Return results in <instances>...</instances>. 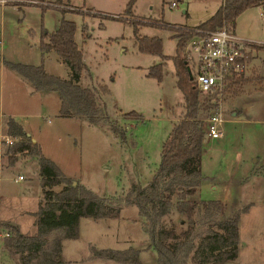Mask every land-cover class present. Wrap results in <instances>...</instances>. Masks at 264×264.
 Listing matches in <instances>:
<instances>
[{"label":"rangeland","instance_id":"rangeland-1","mask_svg":"<svg viewBox=\"0 0 264 264\" xmlns=\"http://www.w3.org/2000/svg\"><path fill=\"white\" fill-rule=\"evenodd\" d=\"M129 1L8 0L6 6H0V264H20L18 256L10 255L4 248L7 236L14 234L4 222L15 225L22 234L34 235L35 217L28 213L37 210L36 197L41 192L36 158L20 156L13 165L8 163L3 141L8 118L26 130L42 155L74 185H84L108 205L121 210L118 220L81 219L78 239L62 242L63 264H118L88 262L86 257L94 248H132L139 251L140 264H157L150 244L152 220L139 208L137 189L144 188L156 174L162 145L183 112V97L176 87L172 62L167 61L161 82L148 78L149 68L161 63V58L139 53L135 43L137 36L160 38L163 55L171 58L176 43L169 38L170 32L152 26L194 28L210 18L223 0H136L128 13ZM263 12L264 6L244 11L228 30L244 41L264 45ZM63 18L76 25L75 42L84 64L79 84L109 90V95L97 94L102 107L99 124L91 125L76 116L60 118L56 92L31 94V85L8 67L7 63L44 64L48 74L69 79L70 71L60 58L54 52L42 53L39 49L42 31H55ZM83 24L88 27L86 39L81 34ZM131 24L137 26L138 34ZM259 45L248 51L247 78L253 81L245 84L243 90L250 92L242 95V90L237 99L232 93L225 96L219 111L224 121L221 134L218 139L203 143V176L224 178L231 155L241 147L247 155L264 151V92L259 91L264 86L260 81L264 77V47ZM233 111H240L236 118ZM130 112L138 114L140 120L123 119L122 115ZM233 118L252 122L235 124L229 121ZM54 190L59 191L60 187ZM219 192H211L204 184L199 198L219 201L225 217L249 207L247 214L240 215L244 248L240 262L264 264V195H249L248 200L240 202ZM223 218L219 213L218 219ZM194 219L197 240L215 218L200 212ZM55 236L57 233L48 240ZM68 260L74 261L67 263Z\"/></svg>","mask_w":264,"mask_h":264},{"label":"trees","instance_id":"trees-1","mask_svg":"<svg viewBox=\"0 0 264 264\" xmlns=\"http://www.w3.org/2000/svg\"><path fill=\"white\" fill-rule=\"evenodd\" d=\"M135 1H129L126 12L132 10ZM259 6H264V0H223L210 18L194 28L152 26L170 32L169 38L176 43L175 55L171 58L163 55L160 38L137 36L135 47L139 53L161 58V63L150 67L146 76L161 82L166 74V63L171 61L176 87L183 97V112L162 145L156 174L144 188L137 189L139 208L152 220L150 244L156 252L157 264H231L238 260L240 215L247 208L231 218L220 220V203L199 198L201 155L205 140L203 122L217 107L214 102L216 95L197 91L188 74L182 51L193 36L192 29H229L235 26L237 18L244 11ZM131 26L138 34L137 26ZM87 30V25L83 24L81 34L84 39L88 37ZM75 33V23L63 18L55 31L48 33L43 30L39 42L42 53L54 52L65 64L70 71L69 79L48 74L42 64H9V67L34 91L56 92L60 100V118L73 119L76 116L95 125L100 123L102 117L97 94L106 96L109 90L106 87L94 90L79 84L84 64L75 42ZM251 81L252 78L243 75L234 77L229 92L237 96L243 86ZM260 81L264 82V78ZM171 112L175 116L174 108ZM122 117L125 120H140L135 112L123 114ZM5 127V136L14 140V144L6 148L9 165H13L20 156L37 159L42 199L33 215L36 233L25 235L10 227L14 234L7 236L4 248L10 255L18 256L20 264H63L62 242L78 239L81 219L118 220L121 210L108 205L103 198L84 186L74 185L73 180L65 177L56 165L42 155L38 145L30 141L23 127L12 118L6 120ZM56 187H60V190L55 191ZM200 212L215 219L195 240L197 224L194 217ZM54 233L57 236L49 241L48 237ZM92 252L98 259L119 264H140L139 251L132 248L124 251L94 248Z\"/></svg>","mask_w":264,"mask_h":264},{"label":"built area","instance_id":"built-area-1","mask_svg":"<svg viewBox=\"0 0 264 264\" xmlns=\"http://www.w3.org/2000/svg\"><path fill=\"white\" fill-rule=\"evenodd\" d=\"M7 2L8 0H0V6H6ZM192 34L182 51V58L187 63L197 91L205 95H216L214 102L217 107L205 120L204 132L206 139H218L221 134L219 129L224 123L220 118V105L225 96L231 93V80L240 75L245 78L248 76V51L259 44L244 41L227 28L215 31L192 29ZM3 141L7 146L14 144V140L6 136Z\"/></svg>","mask_w":264,"mask_h":264},{"label":"crops","instance_id":"crops-1","mask_svg":"<svg viewBox=\"0 0 264 264\" xmlns=\"http://www.w3.org/2000/svg\"><path fill=\"white\" fill-rule=\"evenodd\" d=\"M183 13L185 14V12H183ZM7 64L9 67V64H13V63H7ZM43 67H44V64H43ZM262 78H264V77H262ZM23 81H25V80H23ZM25 83H28V82H25ZM29 87H32V86H29ZM32 88H31V90H32ZM263 88H264V86H263ZM263 88H261V89L259 88V91L264 92ZM247 92L249 93L250 91H248V89H247V91L243 90L242 95L247 93ZM32 93H35V91L31 92V94ZM240 95L241 94L237 95L235 97V99H237ZM238 113H240V111H238V112L233 111L232 116L236 118ZM226 121L227 120H225V122ZM229 121H231V123L234 122L235 124L237 123L235 121H238L239 123L252 122V121H249L247 119L242 120V121L234 120V118L232 120H229ZM25 132H26V130H25ZM26 134H27V132H26ZM27 136L30 137L29 135H27ZM206 140L207 139H205L204 142H206ZM202 154H203V147H202ZM228 162L230 165H228L225 168L226 169V175L224 178H221L218 175H215L213 177L203 176L202 170H201L202 181H201V184L199 187V194H200V192H202L204 190V184H207L208 187L210 188L211 192L215 193L216 191H220L219 193H222L224 195V197L230 198L231 200L232 199L238 200L240 202L244 199L248 200L249 195H252V196H254V195L255 196L256 195L263 196L264 195V151H262L261 153L253 152V153H250L249 155H247L245 153V151H242V147H241V150L239 152H237V153L233 152V154L231 155L230 160ZM201 163H202V155H201ZM39 184H40V179H39ZM41 199H42V191L39 192L38 196L36 197V201H37L38 206H39ZM203 201H205V200H203ZM208 201H216V200H208ZM220 205H221V203H220ZM244 208H247V212L244 213V214H247L249 211V207L245 206ZM37 209H38V207H37ZM36 211H34L32 213L31 212H29V213L23 212V213H28L31 216H33ZM236 212L237 211L232 213L230 216L225 217L224 213H223V208L221 205V214H222V217H224L222 220L231 218ZM238 212H239V210H238ZM4 224H7L9 227L16 228L18 230V228L11 223H5L4 222ZM34 226H35V224H34ZM243 249L244 248H243V245L241 243L240 228H239L238 260L234 263H231V264H245V263L240 262ZM62 250H63V247H62ZM86 258H87L88 262H90V263H96L98 261H102V262L108 261V260L98 259V258L94 257L93 252H90L88 257H86ZM73 259L76 260L75 258H73ZM74 260H68L67 263H73L72 261H74ZM110 262H113V261H110Z\"/></svg>","mask_w":264,"mask_h":264},{"label":"water","instance_id":"water-1","mask_svg":"<svg viewBox=\"0 0 264 264\" xmlns=\"http://www.w3.org/2000/svg\"><path fill=\"white\" fill-rule=\"evenodd\" d=\"M187 71H188V74H189V76H190V78H191V75H190V72H189V70L187 69ZM205 137V139H206V136H204ZM205 141V140H204ZM32 143H34V140H32ZM74 184V183H73Z\"/></svg>","mask_w":264,"mask_h":264}]
</instances>
